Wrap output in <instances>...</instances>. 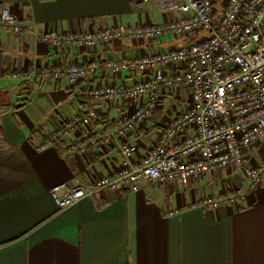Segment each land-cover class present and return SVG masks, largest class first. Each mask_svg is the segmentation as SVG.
I'll return each mask as SVG.
<instances>
[{
  "label": "crops",
  "instance_id": "1",
  "mask_svg": "<svg viewBox=\"0 0 264 264\" xmlns=\"http://www.w3.org/2000/svg\"><path fill=\"white\" fill-rule=\"evenodd\" d=\"M5 3L20 17L31 16L40 30L91 31L179 16L159 9L154 0H0V7ZM186 41V35L171 33L157 42L125 38L95 52L117 58ZM88 56L74 44L54 49L35 42L31 27L19 34L0 27V264H264V179L235 205L206 209L197 204L206 195L244 186V175L235 166L215 168L188 185L141 180L136 189L100 190L65 207L57 205L54 185L86 184L115 170L121 153L119 141L89 145L84 153L82 133L63 131L46 142L49 133L94 104L86 94L89 84H131L144 76L126 68L99 70L71 85L66 73L59 79L35 74L38 67ZM14 71L26 78L8 74ZM189 97L187 89H168L152 117L121 140L136 143L142 155L160 127L187 107ZM169 100L176 103L169 106ZM97 105L103 115L97 126L106 130L136 102ZM263 154L264 139L248 155L256 162Z\"/></svg>",
  "mask_w": 264,
  "mask_h": 264
},
{
  "label": "built area",
  "instance_id": "2",
  "mask_svg": "<svg viewBox=\"0 0 264 264\" xmlns=\"http://www.w3.org/2000/svg\"><path fill=\"white\" fill-rule=\"evenodd\" d=\"M154 1L159 9L179 16L161 23H119L91 31L40 30L31 16L20 17L7 3L0 7V27L5 31L19 34L31 27L35 42L54 49L74 44L89 53L81 62L38 67L35 74L43 79H59L66 73L69 83L77 85L99 70L118 73L126 68L144 73L131 84H89L86 94L94 104L63 119L62 127L49 133L46 142L58 139L63 131L82 133L80 150L84 153L89 145L103 147L119 141L121 153L115 170L86 184L54 185L51 193L59 207L100 190L125 185L136 189L141 180L188 185L215 168H240L244 186L206 195L197 203L215 209L220 204H237L264 179V154L256 162L248 155L264 139V0ZM169 33L186 35L187 41L117 58H100L95 52L98 46L119 39L157 42ZM8 74L26 78L23 72ZM168 89H187L189 103L174 113L160 127L156 141L137 155V144L121 139L152 117ZM112 100L134 101L136 106L102 130L97 126L103 119L97 103Z\"/></svg>",
  "mask_w": 264,
  "mask_h": 264
},
{
  "label": "rangeland",
  "instance_id": "3",
  "mask_svg": "<svg viewBox=\"0 0 264 264\" xmlns=\"http://www.w3.org/2000/svg\"><path fill=\"white\" fill-rule=\"evenodd\" d=\"M179 93H180L181 96L184 95V92L183 91H180ZM182 100H183V98H182ZM166 103H167V105L171 106L172 103H176V102L175 101H172V100H169ZM217 171L220 172L221 169L220 168H217ZM209 173H211V171H209Z\"/></svg>",
  "mask_w": 264,
  "mask_h": 264
}]
</instances>
